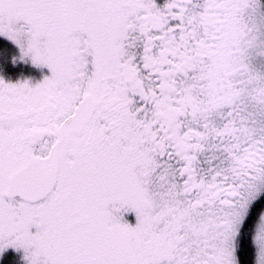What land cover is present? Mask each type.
<instances>
[{
	"label": "snow or ice",
	"instance_id": "6c2138e0",
	"mask_svg": "<svg viewBox=\"0 0 264 264\" xmlns=\"http://www.w3.org/2000/svg\"><path fill=\"white\" fill-rule=\"evenodd\" d=\"M0 36L50 71L0 79V255L264 264V0H0Z\"/></svg>",
	"mask_w": 264,
	"mask_h": 264
},
{
	"label": "rangeland",
	"instance_id": "374dc122",
	"mask_svg": "<svg viewBox=\"0 0 264 264\" xmlns=\"http://www.w3.org/2000/svg\"><path fill=\"white\" fill-rule=\"evenodd\" d=\"M0 38L4 39L3 42L5 45L14 49L9 64L5 63L3 65L2 62L0 63V79L9 83L29 81L34 85L41 82L47 76L46 71H42L46 66L34 65L30 57L22 56L20 48L15 43L3 36H0ZM2 55H5V51H3ZM6 55L8 56V54ZM42 74H44L43 78ZM244 252L250 257V264H255V249L251 245L250 236L248 241L244 244ZM23 255V250L17 251L13 248H9L0 255V264H6L7 262L9 264H25ZM8 256L12 259L10 257L8 258Z\"/></svg>",
	"mask_w": 264,
	"mask_h": 264
},
{
	"label": "trees",
	"instance_id": "16d2710c",
	"mask_svg": "<svg viewBox=\"0 0 264 264\" xmlns=\"http://www.w3.org/2000/svg\"><path fill=\"white\" fill-rule=\"evenodd\" d=\"M4 39L0 38V63L2 62L3 65L6 63V64H9V61H10V58H11V54L12 52L14 51V49H12L11 47L7 46L4 44L3 42ZM3 51H5V55H2L3 54ZM8 54V56L6 55ZM10 256H8L9 258ZM7 258V259H8ZM11 258V257H10ZM6 259V260H7ZM12 259V258H11ZM4 261V260H3ZM245 262L246 264H250V257L246 254L245 255ZM8 263V262H7ZM6 263V264H7ZM9 264V263H8Z\"/></svg>",
	"mask_w": 264,
	"mask_h": 264
},
{
	"label": "flooded vegetation",
	"instance_id": "af4514ba",
	"mask_svg": "<svg viewBox=\"0 0 264 264\" xmlns=\"http://www.w3.org/2000/svg\"><path fill=\"white\" fill-rule=\"evenodd\" d=\"M42 71H43V72L46 71L47 76L50 75V71H49V69H48L47 67H46L44 70H42ZM43 75H44V74H42V78H43ZM40 78H41V77H40ZM125 219H126L128 222L132 223V224L135 223L134 214H128V215H126ZM238 255L240 256V259H241L242 264H246V262H245V255H246V254H245V252H244V246H243V250H242L240 253H238Z\"/></svg>",
	"mask_w": 264,
	"mask_h": 264
}]
</instances>
